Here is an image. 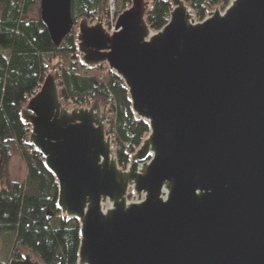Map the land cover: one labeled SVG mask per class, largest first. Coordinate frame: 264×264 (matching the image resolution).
Listing matches in <instances>:
<instances>
[{
  "label": "water",
  "instance_id": "95a60500",
  "mask_svg": "<svg viewBox=\"0 0 264 264\" xmlns=\"http://www.w3.org/2000/svg\"><path fill=\"white\" fill-rule=\"evenodd\" d=\"M171 2L157 31L146 0H131L114 33L103 15L77 25L80 62L117 73L149 122L126 168L109 106L66 103L53 73L21 110L28 141L80 222L79 264H264V0H231L202 21ZM40 19L60 45L72 0H40ZM9 264L44 263L24 251Z\"/></svg>",
  "mask_w": 264,
  "mask_h": 264
},
{
  "label": "trees",
  "instance_id": "16d2710c",
  "mask_svg": "<svg viewBox=\"0 0 264 264\" xmlns=\"http://www.w3.org/2000/svg\"><path fill=\"white\" fill-rule=\"evenodd\" d=\"M40 0H0V264H9L24 251L44 264H79L80 222L58 207L59 185L45 166L42 154L28 141L31 128L21 110L41 87L47 73L55 74L66 103L85 106L100 99L109 106V134L121 167L150 132V125L133 111L129 91L121 77L106 65L89 68L77 52V25L81 18L95 19L109 0H72L74 27L55 45L39 18L29 19ZM147 13L151 29H162L170 19L171 0H151ZM202 21L231 0H186ZM119 11L131 0H117ZM105 71V77L99 73ZM20 156L26 165L24 181L10 179L11 159ZM131 192L129 197H133Z\"/></svg>",
  "mask_w": 264,
  "mask_h": 264
},
{
  "label": "rangeland",
  "instance_id": "374dc122",
  "mask_svg": "<svg viewBox=\"0 0 264 264\" xmlns=\"http://www.w3.org/2000/svg\"><path fill=\"white\" fill-rule=\"evenodd\" d=\"M146 1L148 2L149 0H146ZM116 5H117V11L119 12L117 14L119 16L121 11H119V9H118V3ZM128 6L131 7V5H125L123 10L129 9L130 7H128ZM108 10H109V1H108ZM100 15H102V14H100ZM118 16H117V18H118ZM39 17H40V1L38 2L37 6L32 8L30 14L28 15L29 19H37ZM106 17H107V15H106ZM106 17L104 18L105 19L104 25L110 33H113V30H112L113 28H111V27L113 26L114 22H116L115 24H117V19L115 21H113V24H110L107 22ZM197 21H200V20H197ZM0 51L3 52L4 54L9 53L8 50L1 49ZM105 75H106L105 71H103L102 73H99V78L103 79V77H105ZM26 174H27V170H26V165H25L23 159L20 156L13 157L11 159L10 168H9L10 179L22 182L25 180Z\"/></svg>",
  "mask_w": 264,
  "mask_h": 264
},
{
  "label": "built area",
  "instance_id": "2783aa9c",
  "mask_svg": "<svg viewBox=\"0 0 264 264\" xmlns=\"http://www.w3.org/2000/svg\"><path fill=\"white\" fill-rule=\"evenodd\" d=\"M149 2V7H148V10H147V13L149 12V10L152 8V2H151V0H149L148 1ZM117 0H109V10H108V13H107V17H106V19H107V22L108 23H110V24H113V21H115L116 19H117V16H118V14L117 13H119L118 11H117ZM127 5H129V4H127ZM131 5V4H130ZM128 7H130V6H128ZM211 12V11H210ZM207 16H209V13L207 14ZM206 16V17H207ZM116 22H114V24H113V26L111 27V28H113L112 30H113V33H114V31L116 32L117 30H116V24H115ZM115 25V26H114ZM49 73H47V75H48ZM94 100L93 99H90V101H89V103H92ZM130 161H131V155H130ZM129 164H130V162H129ZM128 164V165H129Z\"/></svg>",
  "mask_w": 264,
  "mask_h": 264
},
{
  "label": "flooded vegetation",
  "instance_id": "af4514ba",
  "mask_svg": "<svg viewBox=\"0 0 264 264\" xmlns=\"http://www.w3.org/2000/svg\"><path fill=\"white\" fill-rule=\"evenodd\" d=\"M106 8H105V6L103 7V11H102V15H103V17L105 18L106 17V10H105ZM100 15V14H99ZM98 16V15H97ZM96 16V17H97ZM96 19V18H95ZM95 19H92V18H89V20L91 21V22H94L95 21ZM105 20V19H104Z\"/></svg>",
  "mask_w": 264,
  "mask_h": 264
}]
</instances>
